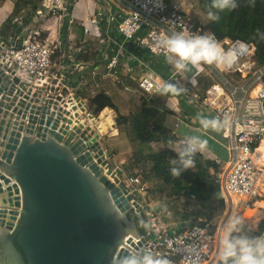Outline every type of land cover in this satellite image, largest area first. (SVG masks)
Listing matches in <instances>:
<instances>
[{
  "label": "water",
  "instance_id": "obj_1",
  "mask_svg": "<svg viewBox=\"0 0 264 264\" xmlns=\"http://www.w3.org/2000/svg\"><path fill=\"white\" fill-rule=\"evenodd\" d=\"M7 48L0 43V264H118L145 248L128 219L144 208L108 163L99 120L65 77L16 72Z\"/></svg>",
  "mask_w": 264,
  "mask_h": 264
},
{
  "label": "built area",
  "instance_id": "obj_2",
  "mask_svg": "<svg viewBox=\"0 0 264 264\" xmlns=\"http://www.w3.org/2000/svg\"><path fill=\"white\" fill-rule=\"evenodd\" d=\"M93 1L92 11L79 23L82 33L85 36L96 35L103 46H114V52L98 59L103 65L101 74L95 68L96 63L81 60L76 64L78 71L87 73L91 79L110 80L115 85H122L125 91H130L125 86L129 85L124 79L127 78L135 83L137 93L146 100L158 94L155 91L158 80L171 82L178 73L173 70L161 75L151 62L153 59L161 60L167 69H171L162 50L157 47L161 34L180 31L210 33L202 30L199 0ZM67 6V0H43L42 8L29 18L30 25L19 39L18 46H7L5 61L9 66L41 83L47 79L65 77L61 64L68 50L64 47L61 22L68 18L69 25L74 23L67 16ZM90 27L94 28V33ZM218 41L223 48L236 53L237 62L225 71L205 66L212 76V82L202 94L191 93L190 97L195 100L193 106L198 110L207 111L212 117L229 115L232 120L227 135L221 134L228 141V156L217 177L224 201L223 215L234 212L238 206L245 213L252 209L264 210V66H255L252 57L256 48L253 44L230 39ZM131 45H134L136 52L130 51ZM76 51L79 55L85 53L80 48ZM54 57L57 58L56 62ZM134 65L135 68H132ZM90 94L93 96L96 92L91 90ZM180 140L175 142L176 146ZM213 162L221 165L218 160ZM118 178L133 200L144 209L148 208L147 187L140 176L124 170ZM147 215L150 225L147 234H151V239L145 236V248L168 256L172 254L169 245L174 239L182 244L185 240L191 241L197 229H205L207 260L208 264H212L215 253L212 240L216 228L213 221L202 217L178 232H169L153 213Z\"/></svg>",
  "mask_w": 264,
  "mask_h": 264
},
{
  "label": "crops",
  "instance_id": "obj_3",
  "mask_svg": "<svg viewBox=\"0 0 264 264\" xmlns=\"http://www.w3.org/2000/svg\"><path fill=\"white\" fill-rule=\"evenodd\" d=\"M76 1V2H75ZM34 5V4H33ZM94 6L93 0H74L71 6H67V16L74 20V23L69 25L67 19H62L61 30L64 34V47L67 52H65L64 60L62 62V72L66 77L65 86L67 87L70 95H77L79 100L83 104H87V99L92 97L90 91L103 93L109 97L114 104L116 111L112 109L105 108L99 114H94V117L99 120V124H104L107 130L105 132L96 130V133L100 135V143L105 152L109 153L111 168L116 170L117 176H121V172L124 170H129L136 172L129 168L128 160L131 158L134 145L131 143V136L128 131V127L124 124H119L117 122V116H128L130 114H135L140 109L141 98L139 93H137L136 85L134 82L124 78L129 85L130 91H125L122 85H115L110 80L91 79L88 77L87 73L79 72L76 64L80 60L77 59L79 56L76 51L78 48L87 51L92 55V60L89 63L97 64L95 68L101 74L103 72V65L99 63L98 59L102 56L111 55L114 52V46L102 45L100 40L96 35L85 36L82 33V28L79 25L81 21H84L89 12L92 11ZM40 7H36L34 10L32 6L25 5L24 0H0V43L5 44L10 48L18 46L19 39L23 36L26 27L30 25L31 15ZM33 25V23H31ZM92 33H94V28L90 27ZM118 39L117 36H113ZM130 51L132 53L136 52L134 45L130 46ZM65 50V51H66ZM101 54V55H100ZM53 60L56 62L57 58L54 57ZM152 64L156 71L161 75H166L167 72L173 71L174 68L170 65L171 69H167L161 60L153 59ZM131 66H133L131 64ZM135 68V65L134 67ZM194 71L189 69L186 72L190 73ZM83 76V78L81 77ZM84 76L88 78L85 79ZM83 80H82V79ZM124 80V81H125ZM209 85H206L200 93H202ZM197 87V86H195ZM187 93H190V88L186 89ZM197 93V92H195ZM159 94L153 97V105L151 106L152 118L151 123L160 122L163 128L167 129L176 139H182L185 135H200L202 138L208 140L207 148L199 153L205 159L210 161L222 160L226 161L228 152L224 151L220 145V139L218 133H213L210 130H205L199 124L198 120L191 118L187 122L182 121L178 118V113L176 110H165L161 108L159 104L163 96L158 98ZM89 111L93 112L89 107ZM79 113V110H77ZM173 116L175 119L173 124V129L169 127V120L165 117L166 115ZM79 116L84 118V115L79 113ZM208 117H212L211 113L208 112ZM175 141V142H176ZM175 142L170 146L172 149H176L177 146ZM163 143L152 144L153 149L163 147ZM220 167V166H219ZM144 171L145 168L143 167ZM221 169V167H220ZM141 172L140 169H138ZM148 189H151L152 182L144 184ZM146 202L148 203V208H145L143 212L153 213L154 216L161 220L162 226L169 232H178L185 228L186 226L192 224L191 222L195 219L204 217V215L199 214L197 211V204L186 200H170L165 196L151 195L147 191ZM196 204V205H195ZM147 238L151 239V234H147Z\"/></svg>",
  "mask_w": 264,
  "mask_h": 264
},
{
  "label": "clouds",
  "instance_id": "obj_4",
  "mask_svg": "<svg viewBox=\"0 0 264 264\" xmlns=\"http://www.w3.org/2000/svg\"><path fill=\"white\" fill-rule=\"evenodd\" d=\"M237 0H212L211 8L218 11L233 10ZM210 20L218 17L215 12L207 13ZM264 38V33H258ZM165 60L176 72L195 69L197 73L204 66H213L217 70L230 69L237 62L234 51L226 50L211 33L163 32L157 40ZM155 91L163 95L179 96L184 89L166 80H158ZM199 124L205 130L227 135L232 126L229 115L223 117H198ZM208 140L200 135H185L170 158V174L179 177L181 173L194 165V156L203 152ZM246 218L237 212L221 215L216 220L212 244L215 248L212 264H264V232L253 234L255 230L246 227ZM141 226L149 230L150 225L141 221ZM169 247L172 254L165 256L147 248L133 249L119 259L118 264H208V242L205 229H197L191 241L178 244L175 239Z\"/></svg>",
  "mask_w": 264,
  "mask_h": 264
},
{
  "label": "trees",
  "instance_id": "obj_5",
  "mask_svg": "<svg viewBox=\"0 0 264 264\" xmlns=\"http://www.w3.org/2000/svg\"><path fill=\"white\" fill-rule=\"evenodd\" d=\"M72 1L67 0L69 6ZM198 3L201 14L207 18L202 23L203 31L214 34L218 40H241L253 44L256 51L252 60L256 67L264 66V38L258 35L264 33V0H237V7L230 11L212 9V0H199ZM24 4L36 9L33 0H24ZM209 11L215 12L218 19L210 20L207 15ZM77 59L89 62L92 55L86 51ZM139 101L140 109L137 113L117 116V122L128 127L131 143L134 145L128 160L129 168L136 170L134 173L142 177L143 184L152 182L151 189L147 190L151 195L165 196L170 200L186 199L203 207L213 206L222 211L224 201L217 179L221 172L220 167L197 153L193 158L194 165L183 171L179 177H173L169 171V161L175 156V150L170 146L176 139L160 122L151 123L153 98H140ZM87 104L96 115L105 108L116 111L111 99L100 92L89 97ZM157 143H163L164 146L155 150L152 144ZM128 219L135 223L140 236L147 235L148 230L141 226V221L149 224L147 212L130 213ZM261 232H264V220L258 224L253 234Z\"/></svg>",
  "mask_w": 264,
  "mask_h": 264
},
{
  "label": "rangeland",
  "instance_id": "obj_6",
  "mask_svg": "<svg viewBox=\"0 0 264 264\" xmlns=\"http://www.w3.org/2000/svg\"><path fill=\"white\" fill-rule=\"evenodd\" d=\"M34 5L36 7L42 8L43 0H33ZM207 18L202 14L201 21L204 24ZM192 72H178L171 80L172 83L177 84L179 87L183 88L184 91L179 96L174 95H163V98L160 97V94L158 95V98H161L160 101L162 102L159 104L162 106L161 108L165 110H176L178 113V118L182 121L187 122L191 118L198 120V117L201 115L208 116L207 111L198 110L196 107H194L195 100L190 97L191 93L197 92V94L200 93L202 88H204L206 85H210L212 82V76L209 74L208 69L204 66L198 73L195 69ZM197 86V87H195ZM190 88V93H187L186 89ZM167 120H169V127L173 129V124L175 119L173 116L166 115L165 116ZM199 121V120H198ZM174 130V129H173ZM218 137L220 139V145L223 148L224 145V151H227L228 148V141L223 139L221 134H218ZM225 161L222 160L220 167L222 168ZM132 172V171H131ZM134 173V172H133ZM141 181H142V177ZM196 205V204H195ZM195 207L197 208V211L199 214L204 215L205 218L210 219L215 223L217 218L223 214V210L219 211L212 207H203L202 205L197 204ZM246 218V226L249 229L255 230L258 226V224L264 220V210L262 209H252L247 211V213L240 211V206L237 207V209L234 211ZM197 219L192 221L191 223H195Z\"/></svg>",
  "mask_w": 264,
  "mask_h": 264
},
{
  "label": "bare ground",
  "instance_id": "obj_7",
  "mask_svg": "<svg viewBox=\"0 0 264 264\" xmlns=\"http://www.w3.org/2000/svg\"><path fill=\"white\" fill-rule=\"evenodd\" d=\"M100 129L101 131L105 132L107 130L106 126H104V124L100 125Z\"/></svg>",
  "mask_w": 264,
  "mask_h": 264
}]
</instances>
